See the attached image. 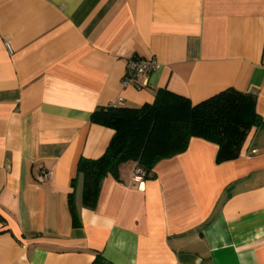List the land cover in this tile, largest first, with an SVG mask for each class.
I'll return each instance as SVG.
<instances>
[{
	"label": "crops",
	"instance_id": "obj_1",
	"mask_svg": "<svg viewBox=\"0 0 264 264\" xmlns=\"http://www.w3.org/2000/svg\"><path fill=\"white\" fill-rule=\"evenodd\" d=\"M132 57L161 65L144 87ZM162 88L251 93L264 120V0H0V264H264V125L221 163L192 137L140 187L126 162L82 205L78 160L113 134L92 113Z\"/></svg>",
	"mask_w": 264,
	"mask_h": 264
},
{
	"label": "trees",
	"instance_id": "obj_2",
	"mask_svg": "<svg viewBox=\"0 0 264 264\" xmlns=\"http://www.w3.org/2000/svg\"><path fill=\"white\" fill-rule=\"evenodd\" d=\"M255 103L253 94L233 88L194 104L162 88L155 92L152 102L138 107L96 109L91 122L110 128L113 134L99 157L78 160L82 205L95 206L102 180L109 174L118 178L122 164L136 162L143 168L144 177L150 178L157 162L183 152L192 137L218 146L217 163L237 158L251 128L264 125ZM73 193H69V209L73 225H79Z\"/></svg>",
	"mask_w": 264,
	"mask_h": 264
},
{
	"label": "built area",
	"instance_id": "obj_3",
	"mask_svg": "<svg viewBox=\"0 0 264 264\" xmlns=\"http://www.w3.org/2000/svg\"><path fill=\"white\" fill-rule=\"evenodd\" d=\"M12 52L11 50H9ZM159 61L154 57H132L127 60L125 73L122 77V85H134L137 88H141L147 85V77L151 71L160 68ZM122 98L119 97L109 106L117 107L121 103ZM144 170L136 162L132 164L131 168V181L137 184L138 187L142 186L145 180ZM45 172L37 175L36 180L43 182L45 180Z\"/></svg>",
	"mask_w": 264,
	"mask_h": 264
}]
</instances>
